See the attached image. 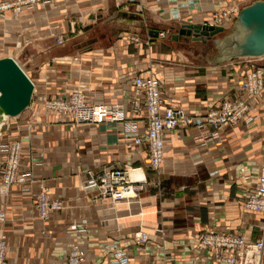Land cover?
<instances>
[{
  "label": "crops",
  "instance_id": "0c3cea01",
  "mask_svg": "<svg viewBox=\"0 0 264 264\" xmlns=\"http://www.w3.org/2000/svg\"><path fill=\"white\" fill-rule=\"evenodd\" d=\"M252 1L53 0L18 15L0 11V59L13 58L33 83L27 106L17 114L0 113V143L8 138L22 142L21 169L28 172L25 183L0 191V208L7 214L0 224L7 245L5 264H61L73 242L87 248L90 264H100L109 249L130 241L139 225L149 241H130L127 251L134 264H194L193 239L227 224L247 240L256 237L249 224L259 216L243 210L240 182L244 174L255 177L264 164V92L250 113L253 122L227 125L219 139L205 137L211 127L166 131L158 172L147 168L145 146L128 151L129 138L115 129L75 124L43 107L47 97L75 89L91 102H126L133 75L149 73L160 80L167 101L188 112L218 106L244 71L264 66V55L220 64L183 62L178 53H158L157 48L147 57L142 44L124 36L146 30L155 42L180 43L182 39H171L180 24L202 23L213 11ZM159 31L168 35L153 36ZM58 36L65 38L64 44L56 43ZM189 41L194 40L183 43ZM3 156L0 151V160ZM124 164L144 170L148 185L141 197L143 215L138 205L112 204L98 199L95 190L81 188L87 170L98 173L105 166ZM42 188L64 201L63 209L44 221L33 209L34 195ZM84 227L85 233L78 232Z\"/></svg>",
  "mask_w": 264,
  "mask_h": 264
},
{
  "label": "built area",
  "instance_id": "2783aa9c",
  "mask_svg": "<svg viewBox=\"0 0 264 264\" xmlns=\"http://www.w3.org/2000/svg\"><path fill=\"white\" fill-rule=\"evenodd\" d=\"M53 0H5L0 2V11L11 10L14 15L25 8L49 3ZM241 5L234 3L225 8L213 11L210 19L202 24L222 27L223 32L235 22ZM166 31H159L157 36L165 38ZM126 38L137 45L140 37L126 35ZM151 36L148 34V40ZM63 36L56 37V43L64 44ZM132 91L126 102H91L86 95L75 89L62 96L47 97L43 107L66 121L75 124L103 125L113 128L129 139L125 146L130 152L145 146L147 151V168L158 172L165 155V133L197 125L201 129L211 127L208 139H219L224 127L243 122L250 124L262 92H264V66L249 68L230 86L218 106L210 105L198 113L188 112L181 105L167 101L162 93L160 80L153 74H135L131 79ZM3 158L0 160V191L6 192L12 185L27 181V171L21 169L23 145L19 139L8 138L0 143ZM131 169L141 166H105L98 173L87 170V179L82 190H95L96 197L108 200L112 204L120 202L126 205H138V214L143 215L140 207L142 193L148 181L145 173L140 178H131ZM215 174L214 171L210 173ZM244 201L243 210L259 216L256 223L249 224L251 232L256 231L253 240H247L238 228L227 224L222 230L207 229L199 233L192 241L196 262L194 264H264V164L257 169L255 177L244 174L242 181ZM64 201L50 197L46 189H40L34 195L33 209L39 220H47L53 213L62 210ZM7 220L6 212L0 208V224ZM83 224L86 220L83 219ZM162 232V229H158ZM85 227L78 232L85 233ZM129 240L136 245L146 244L149 233L138 226ZM128 241L122 247L108 250L100 264H134L131 262L127 248ZM7 245L0 237V264L6 263ZM89 252L78 242L68 245L61 264H90ZM206 258L203 261L202 258ZM180 264V263H175Z\"/></svg>",
  "mask_w": 264,
  "mask_h": 264
},
{
  "label": "water",
  "instance_id": "95a60500",
  "mask_svg": "<svg viewBox=\"0 0 264 264\" xmlns=\"http://www.w3.org/2000/svg\"><path fill=\"white\" fill-rule=\"evenodd\" d=\"M222 32V27L182 23L171 35V39H183L184 42L191 39L204 44L212 41L216 51L209 60L211 64L242 57H261L264 55V0H254L241 7L232 30L224 33L222 37L217 36ZM153 36L156 37L157 34ZM0 84H3V92L16 111L11 114H17L28 105L33 83L11 57L0 59Z\"/></svg>",
  "mask_w": 264,
  "mask_h": 264
},
{
  "label": "rangeland",
  "instance_id": "374dc122",
  "mask_svg": "<svg viewBox=\"0 0 264 264\" xmlns=\"http://www.w3.org/2000/svg\"><path fill=\"white\" fill-rule=\"evenodd\" d=\"M230 28H232V25L229 27V29ZM228 30H225L224 32H222L221 34H218L217 36L222 37L224 33L229 32ZM148 34L150 35V33L145 30L144 32H142V34L139 33L138 35L140 37L139 45L142 44L144 49H146L147 57H149L150 55L152 56V53H154L157 48V50H159L158 53H163V54H166L169 52H174V54L178 53L180 55V61L201 64L204 62L205 63L209 62V60L212 59L213 53H215L216 51L213 46L212 41H208L206 44L201 43L200 41H189L188 43H183L182 41L180 43L179 42L173 43L167 39V40H164L163 42L158 43V42H155V40L153 39L148 40ZM163 58L165 62H168L170 64L173 62L170 56H165ZM151 63H154V62H151Z\"/></svg>",
  "mask_w": 264,
  "mask_h": 264
},
{
  "label": "bare ground",
  "instance_id": "6f19581e",
  "mask_svg": "<svg viewBox=\"0 0 264 264\" xmlns=\"http://www.w3.org/2000/svg\"><path fill=\"white\" fill-rule=\"evenodd\" d=\"M24 71V70H23ZM4 86L0 84V113L5 112L8 116L11 113H14V106L12 107L11 103L9 102V98L3 92ZM2 125V120H0V127ZM144 175V172L141 169H131L130 176L131 178H140ZM7 215V214H6Z\"/></svg>",
  "mask_w": 264,
  "mask_h": 264
}]
</instances>
